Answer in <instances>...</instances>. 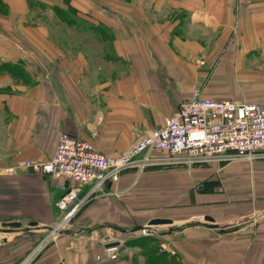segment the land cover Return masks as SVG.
Returning a JSON list of instances; mask_svg holds the SVG:
<instances>
[{
    "label": "crops",
    "instance_id": "0c3cea01",
    "mask_svg": "<svg viewBox=\"0 0 264 264\" xmlns=\"http://www.w3.org/2000/svg\"><path fill=\"white\" fill-rule=\"evenodd\" d=\"M2 1L0 264H129L140 245L99 257L145 224L177 264H264V158L127 168L43 247L60 181L20 166L50 157L61 132L117 156L196 86L264 104V0ZM207 215L217 225L255 218L221 232Z\"/></svg>",
    "mask_w": 264,
    "mask_h": 264
},
{
    "label": "built area",
    "instance_id": "2783aa9c",
    "mask_svg": "<svg viewBox=\"0 0 264 264\" xmlns=\"http://www.w3.org/2000/svg\"><path fill=\"white\" fill-rule=\"evenodd\" d=\"M163 152V154H159ZM264 158V104L205 98L199 87L177 105L163 125L140 136L117 156L99 151L91 141L59 133L53 154L44 160L23 159L20 166L58 179L62 194L56 201L59 217L39 244L43 247L67 230L80 208L106 194L127 168L151 165L207 164L222 159ZM7 171H13L10 167ZM88 189L83 191V187ZM141 233L153 235L152 225ZM124 242H106L100 259H117ZM56 264H64L59 262Z\"/></svg>",
    "mask_w": 264,
    "mask_h": 264
},
{
    "label": "rangeland",
    "instance_id": "374dc122",
    "mask_svg": "<svg viewBox=\"0 0 264 264\" xmlns=\"http://www.w3.org/2000/svg\"><path fill=\"white\" fill-rule=\"evenodd\" d=\"M235 160L237 159H233V158L222 159L219 161H212L210 163L203 165L213 164V162L229 163ZM162 242L163 239L160 237H156L141 232L131 237H128L127 240L124 241L123 249H126L127 247H131L133 245H140L142 247L141 254L143 256L142 259H139L137 255H134L132 257L131 263L129 264H177L174 256L173 257L171 256L169 258L161 254L162 245H163ZM157 254H161V255H157Z\"/></svg>",
    "mask_w": 264,
    "mask_h": 264
},
{
    "label": "water",
    "instance_id": "95a60500",
    "mask_svg": "<svg viewBox=\"0 0 264 264\" xmlns=\"http://www.w3.org/2000/svg\"><path fill=\"white\" fill-rule=\"evenodd\" d=\"M256 216H264V213L261 214H257ZM255 216L249 217V218H242L236 222H232V223H228V224H224V225H217L214 223V218L211 216H205L204 220L207 221V225L211 228H218L221 232H225V231H229V230H233L234 228H238L241 226L246 225L247 223H249V221L254 218ZM155 223H171L170 219H164V218H155L154 219ZM5 226L8 227H15V226H19L20 223L19 222H6L4 223ZM30 226L36 225V222H30L29 224ZM187 225H190V223H187ZM142 225L140 226H136L134 228L131 229V231H136V230H140L142 229Z\"/></svg>",
    "mask_w": 264,
    "mask_h": 264
},
{
    "label": "trees",
    "instance_id": "16d2710c",
    "mask_svg": "<svg viewBox=\"0 0 264 264\" xmlns=\"http://www.w3.org/2000/svg\"><path fill=\"white\" fill-rule=\"evenodd\" d=\"M5 10V5L2 0H0V12Z\"/></svg>",
    "mask_w": 264,
    "mask_h": 264
}]
</instances>
